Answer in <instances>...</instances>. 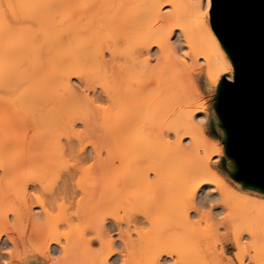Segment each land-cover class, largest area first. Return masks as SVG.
<instances>
[{
    "label": "bare ground",
    "instance_id": "6f19581e",
    "mask_svg": "<svg viewBox=\"0 0 264 264\" xmlns=\"http://www.w3.org/2000/svg\"><path fill=\"white\" fill-rule=\"evenodd\" d=\"M19 1L21 0H18L17 4H22V1L21 3ZM31 1L32 0H23V5L26 6L22 7L23 5H20V7H22L24 10L25 8H27V12L26 10L24 12L20 7H18V10H21L20 12L17 10L18 14H16V16H22V18L23 16L25 17V15L28 13V6H31L33 4V2ZM39 1H41L38 3L39 7H41V10L44 8L45 10L49 9V7L56 2L55 0ZM89 1L86 0V24L83 25L77 24L76 22L73 23L65 19L58 20L59 18L57 16V20L51 19V16H53V14L49 10H47L46 12H44L45 10L42 11V13L44 12V15H47L44 16L45 19L39 21L37 20V18H35L36 15L35 13H33V10L31 12L32 15L28 13L26 17H30L31 15V19L29 18L30 20H35V23L39 22L38 24H36V27L38 29L30 31V29L32 28L31 26L30 29L28 27V30L27 27H25V29L22 28L23 32H25L24 30L28 32L23 33L18 42L12 41L11 43H7L5 41L8 33L15 30L14 25H8L4 29L0 30V60L4 59L6 61H11L12 59L14 60L15 58H20L19 64H22V62H24L27 57H31V59H33L31 63L34 64V67H30L32 68L30 70H26L25 66L23 65L22 66L24 68L21 65H18V67L12 65L6 67L0 66V240H2V236L5 235L8 242L12 244V247L14 246L11 255H7L10 256V258H7L11 260L14 256L20 255L21 252L18 247L20 238L22 241L35 244L40 249H46L48 253H52V251L56 250L57 245L59 246L60 251L65 254V256L73 252L75 253L76 250L81 253V251L85 249L86 251L83 250L84 253L80 256L82 257V255L85 256L86 254L83 259H86V261L87 259H90L89 264H116V262L119 261L121 258H123L122 264H157L160 259L163 260L164 264H200V262L201 264H204L205 262H208L209 264H220L222 260L227 261L225 260V258H222L223 256H218L217 253H219L220 251L217 252L218 248L216 246V252H214V254L212 252V254L208 257L209 261H206L208 253L206 254V252H204V249H202L199 244L201 243L200 241L205 240L204 243L206 244L204 246L207 245L208 248L212 244L213 246L214 244L217 245V243L211 242L209 243L210 245L207 243L209 239H211L209 237L211 233L205 232L207 228H204L205 225L202 226L203 223L202 225L200 224L201 228H204L203 230H201V228L198 226L195 227H198L197 229L203 232H200L201 234H197L196 232L194 234L192 233L193 235L191 236V239L195 235L199 236H195V240H197L198 238L202 239L203 236H205V239H202L200 241L198 240L199 243L198 241H195L196 243H198V245L196 243L194 245V242L192 241L193 245H191L196 247H190L191 249H193L191 255V250L189 249V247V252H187L186 250L184 251L182 249L181 252L184 251L187 253L183 254V252V255H181V249H179V247L181 246L178 245H182L183 243L180 242L175 245L176 240L175 242H173V245L170 244L172 242H168V245L166 243L163 244L162 241L164 239L162 241L160 239H155L156 242H153L154 239H151L152 241H148L149 239L146 238V234H143V228L141 230L139 227L138 230L137 227L143 222H146L143 221L144 218H146L147 220L151 219L150 221H152L153 217L151 216L154 215L153 212L155 211V209L154 211H152V213L149 212L151 215L148 214L149 216L147 215V217H144L142 215L144 217L143 219L141 215H139L140 217L135 216L138 215L136 214L137 212H139L140 214V211H135L137 208H135L134 203L136 202V200L139 201V199H135L134 201L132 197L134 196L135 198H137L136 196L139 191L136 189V187L139 186L140 183H145V185L148 183L147 186H150V184L153 183L152 185L155 184V187H151L153 189H156L154 190V192L156 193H154L153 196H155V194H157V196L156 199L154 197L152 204H156V207L157 205H159L157 209L164 210L162 211L163 213L167 211L166 213H168V216H170V225L167 220V222L165 221V224H168L164 227L168 228H163V230H165L167 234L170 233V236L171 234L173 236V234L183 231V229H185L184 233L187 234V238H190V236L188 235L196 230H191L193 228V225L195 224L193 218L195 214H198L200 216V219L202 216H205L204 219L202 218L203 220H205V218L207 217L210 219L214 216L213 215L211 217V215L216 211V209L213 210L214 212H211L209 211V208L213 209L215 207L217 208V213H222V211L218 210V208L219 206H223V210L224 208L226 210H229L228 212L226 210L223 211V213L227 212V214L224 215H228L231 210L232 213L230 212L231 214L229 215L232 218H230V216L228 215V217L230 218L228 219V221L227 217L223 216V222L221 220H219L221 222L216 220L215 224H217L218 221L219 225L223 223L222 225L225 227L226 224H229V222H231L233 219L235 221V218H237L238 216V218L236 219L237 222L238 220L239 222H243V224L245 225V229L249 228L253 231V235L251 237L254 239V254H248L250 255L247 256L249 262L248 264H262V261H264V253H262L261 251V243L262 241H264V198H252L249 194H244L238 191L236 188L232 187V185H230L227 181L223 182L219 181L218 179L217 183H215L216 187H213L218 189V191H211V189H213L212 187H204L202 185L201 187L204 190L203 192H199L198 190V194L194 201V207L189 208L185 203L183 191L186 179L189 177L187 175L191 174L193 164L195 162L202 161L204 164L210 167L211 172L207 179L213 180L217 176V171L214 168V164H212L211 162L212 154H215V156H217V154H220L216 151H209L208 155L205 154L203 157H198L196 161L191 162L190 164L187 163L185 166H182V163H178V166L177 164L159 163L150 166L147 169L140 170L137 169L134 164L128 163L124 160V151H118L119 149L116 151L105 149V153L107 155L103 157L102 154L104 152V149L95 148L93 150V153L96 160V167H93L97 171H95L97 173L95 174L96 178L94 176L93 179H89L86 185H84L85 182H83L84 184H81V179L79 183H77L79 179L75 180V175L77 176V171L82 170L81 168L83 167V162L86 160V148L84 146H74V143L70 141L71 138L68 137L69 135L67 133L64 135L68 139L67 141L64 140L62 137L54 138L60 128L62 130L63 128H71L73 126V120L76 112L75 108H79L80 102L77 104L78 106H76L77 100L79 101V99H77L79 95L75 92V89L72 85V78L74 76L81 78L84 73L83 70H85L86 85L92 86L91 89L96 98L100 97L96 90V84L98 82L102 85V91L105 96L110 100H117L118 105H125L126 102L132 98L133 106L138 112H140V114L149 113L150 111L152 112V110L159 111L161 107H163L161 105H165L166 107L164 111V116L160 119L158 125L162 122L165 123L166 120L169 121L167 125L168 132H173L176 137L175 140L177 143V148L180 150H185L182 144V137L184 132H189L191 134L189 138L192 139V141L190 140L191 143H189L190 147L193 142L194 147L191 149H195L197 146V151L199 146L198 143H196L197 126L195 118L197 113L206 112V107L203 104H197L196 100L187 103H184V101H178L175 98V90L171 88L170 85L167 84L162 78L159 77L162 70L149 68V61L154 53L162 54L161 62L163 63H166L169 59L172 58V55L170 54L171 49L178 50L179 47L175 42L172 41V36H174L178 31V35L182 36L183 40L187 38L189 42L193 43V47L191 49H189L188 44L185 43V46H187V51H189L190 53L204 51L205 54V59L203 60L199 59L195 55H190V57L188 58L189 66L186 67L187 70H189V68H193L194 66L192 72L204 68L203 70L207 74L211 72L214 75L218 71L215 51L212 49L211 46L205 48H201L198 46V44L196 43L198 39L197 21L195 20V22H191V20H189V18L194 17V15V18H196V8L198 7L200 0H184L186 1V3L183 0H149L148 5L145 10H143V12L138 11L131 13L128 11V9L124 8L121 23H123L122 25H124L125 23L124 26H127V29H120V31H123L122 36L123 38H126V46L124 48H118V46L116 45L112 48L108 47L107 52L104 51L102 46V38L104 32H111L112 35L109 34L111 35L109 36V38H113V41L119 36V33L116 32V30L114 29V24L110 23L112 21L108 20L107 17H105L101 13L105 9L107 1ZM90 4L92 6H89ZM108 4L111 5V0ZM3 6L5 9V5ZM6 6L9 9L8 12H12V10H10L11 6ZM42 6H44V8H42ZM46 6H48V8H46ZM167 6H170L171 8L167 9V12H165L166 10L163 11V9ZM91 7L94 10H92ZM96 7L100 11L97 10ZM4 9L2 10V13H4V11L6 10ZM95 9L97 12L95 11ZM93 11H95L96 13ZM20 13L26 14L21 15ZM7 14L9 13H6L5 11V14H3L5 16L2 17L3 15H1L0 17L1 20L2 18H5ZM145 16L152 18L153 20L164 19L167 24L164 26L156 27H154L150 23L143 24L140 22V18ZM10 17L12 16L10 15ZM18 17L17 19H20ZM20 20L22 21V19ZM78 25H80L81 28L78 27ZM133 27L140 29L138 34L133 37L127 36V30L132 29ZM78 28L83 29V31H78ZM38 35H42L41 39L38 38ZM41 49L44 50L46 56L44 60L39 61L40 57L38 54ZM36 59L39 62H37ZM152 79H156V81H158L159 87L164 93V98L159 100L156 97V93H152L149 89V82ZM114 82L120 83L119 89L115 86H112L114 85ZM131 82L135 84V87L131 89H123L124 84H129ZM212 85L217 86L215 82H213ZM123 91L124 93L122 94ZM193 103H195L194 108H187V106H190V104ZM10 105L16 109H26L28 112H30L31 115L27 118L22 115H10V113L7 112ZM198 108L200 109V112H196V109ZM128 110H130V107L128 108ZM131 110L132 115L134 116V108L131 107ZM121 119L123 122L122 117ZM78 120H82L83 122V119ZM134 122L135 117H132V119H130L127 123L134 125ZM83 123H86V121ZM28 125H31V127L36 130L34 131V135L31 137H26V130L28 129V133V127H30ZM150 126H152V124ZM118 127L120 130L126 129V125H124V122L122 123L121 127ZM45 138H50L51 140L45 141ZM72 155L77 159V164H74L72 161H69L70 163L67 162L69 158H66V156L72 157ZM151 175L153 178L151 177ZM214 175L215 177L212 178ZM78 177L80 176H77V178ZM54 178L55 180L57 178L58 181L56 180V182ZM59 179L61 180L60 182ZM209 185L212 184L210 183ZM139 187L138 189L141 190V187ZM77 190L82 193L80 194L82 195L80 196L81 198L79 200L78 198L76 199L78 200V204H81L83 208L76 207L77 210L79 209L80 212L77 211L78 213L74 214L79 215L80 213L81 215L82 213L86 212L85 209H87V211L91 213L90 215L92 217L90 219V221H92V225H90V228L92 229L93 227V229L95 230V235L93 237H99V239H92L90 237L86 238L85 234L82 235L81 233H79V227H81L80 230L83 231V224L82 226H79V224H81L79 222H81V218H84V216L86 217L87 214H82L81 216L79 215V224L77 226V223H72L73 225L75 224L72 227L75 228L72 230H69L67 228L64 229L63 227L62 230L59 226L60 223L58 224L55 222V220L53 221V219L56 218V215L54 217L53 211L61 207L59 203L63 202V205H65V202L72 203L71 201L75 199V194L77 193ZM34 192L41 196V200L43 201L42 204L35 202L34 197L32 196V193ZM140 192V194L144 193L142 192V190ZM214 193H217V195ZM147 196L145 195V197ZM77 197H79V195ZM76 199L75 201H77ZM130 199L134 201H131L134 204L130 205H133L135 210H132L131 208L129 209H131V211H134L135 214L134 216L133 214L125 215L131 216L126 221V229L124 228V226H122V221L124 222V219L126 217H122V215H120V219L117 218L118 216H115L113 218V213H110L109 215L112 216L111 219V217H108V214V216H105V214L101 212L103 211V209L111 207V205L125 204V202L130 201ZM58 200H61L62 202L58 203ZM140 200L142 199L140 198ZM217 200H221L223 202L219 203L218 206H214L212 201H215L214 203H216ZM147 202L148 201H145L144 203ZM129 203H127L126 207L125 205L123 206L125 208H127L128 206L130 207V205H128ZM206 203L208 204V206H205ZM164 205H166L167 208H165L166 206ZM86 206L89 207V209L86 208ZM33 207H39L40 211H33ZM119 207L121 208V205ZM150 207H152L151 204ZM63 208L64 206L60 208V214L62 213ZM113 208H117L118 210L117 206H114ZM65 209L66 207L64 208V210ZM205 209L206 211L208 210V212H206ZM232 209L241 210V213L240 211L236 212V210V214H234L235 212H233ZM122 210L124 211L123 207ZM127 210L125 209V212ZM159 210L158 212H160ZM250 210H252V212L255 211V214H253L255 216L249 217L250 223L248 224L246 222L247 220H244L243 218H245L244 214H246L247 211ZM68 211L70 212V210ZM145 211L146 209H144V211L142 212L146 213ZM66 212L65 216L69 214L68 212L66 214ZM94 212L96 214L92 216V213L94 214ZM100 213L104 214V216ZM127 213L131 212L128 211ZM146 214L144 215L146 216ZM196 215L195 219L197 220ZM241 215L244 217L240 218ZM88 217L89 216H87V218ZM218 217L219 218L217 219H222L220 215ZM65 218L64 220H67ZM68 218L70 220V215L68 216ZM108 218H110L111 220H109ZM121 218L124 219L121 220ZM71 220L73 222L74 218ZM164 220H166V216ZM252 220L254 224H252ZM27 222L28 224L29 222L32 224H30L31 226L28 225L29 232H27L26 229L24 230L23 228H20L19 226L22 223L27 224ZM57 222L60 221L57 220ZM87 222H89V218L87 219ZM151 223L153 224V221ZM206 223L207 222H205V224ZM25 224L24 227H27V225ZM155 225L157 227L158 224L156 223ZM189 227L191 228L188 229ZM14 228L19 230L23 229L20 234V237H17L16 234L14 235L11 233V231L15 232ZM123 228L126 231H124ZM154 228H151V230H154ZM186 229L188 231H191L187 233ZM219 229L215 230L216 233L212 232V235L215 238H217L218 236L217 232ZM19 230L17 231L20 233ZM116 230L118 231V235L117 237L112 238L111 234ZM138 231H140L141 234H138ZM234 231H238L237 233L239 234L242 233L239 228H236V230ZM132 232H135V235H138H136L139 238L138 241L137 239H133L132 236L134 235H132ZM151 233H149V235H151ZM153 233L155 235V231ZM162 233L164 232L162 231ZM162 233L161 236H158L165 237L166 233H164L163 235ZM237 233L232 234V238H227V243H231L238 249L236 250L235 255L236 257L238 256L239 260L243 261L245 264L246 260L244 259L245 256L243 255L244 252H242V249L247 250V248H242V244L245 245V241L241 244L240 240L242 236L245 239V235L243 234L241 236ZM207 235H209L208 241L206 239ZM225 235L224 237H226ZM182 237H179V239ZM173 238H175V236ZM189 238L187 240H189ZM237 238L238 246L236 242ZM159 240L162 243H160ZM181 240H178L177 242ZM183 241L185 240L183 239ZM218 241L220 243V239ZM94 243L98 244L97 249L93 247ZM174 246H176V248ZM183 247L184 246H182L181 248ZM162 248L169 249V254L164 256L165 258L160 257V250ZM208 248L206 247L207 250ZM2 249L0 250L2 251V253L0 252V259L2 257L3 252H5ZM123 251L127 255L124 254ZM62 252L60 253L61 258L64 256ZM176 252L180 253V256H177L176 254V257L178 259H176L174 255ZM222 252L223 251H221V253ZM136 253L139 254L136 255ZM192 253L194 255H192ZM224 253L225 251L223 252V254ZM123 254L128 258L123 257ZM186 255H188L189 257ZM81 257L78 258L82 260ZM0 261V263L3 262L2 260ZM79 262L76 264H79ZM72 263H74V260L72 261Z\"/></svg>",
    "mask_w": 264,
    "mask_h": 264
},
{
    "label": "rangeland",
    "instance_id": "374dc122",
    "mask_svg": "<svg viewBox=\"0 0 264 264\" xmlns=\"http://www.w3.org/2000/svg\"><path fill=\"white\" fill-rule=\"evenodd\" d=\"M21 1H22V4H20V5H23L24 2H23V0H21ZM21 1H19V2L21 3ZM55 1L56 2L53 5L50 6L51 9H50V7H49V9H47V10L51 11V13L53 14V16L50 15L51 19L57 20V17H58L59 18L58 20L65 19V20L71 21L73 23L76 22L77 24H80V25L86 24V0H55ZM106 1H107V4L105 6V9L101 13H102V15L107 17L108 20L112 21L110 23L114 24V26H115L114 29L116 30V32L119 33V36L113 41V38H109V36L112 35L111 32H108V31L104 32L103 38H102V46H103L104 51L107 52L108 47L112 48V47H114L116 45V46H118V48H124L126 46V43H127L126 42V38H123V36H122V33H123L122 30L123 29H127V26H124L125 23H124V25H122L123 23H121V19L123 18V9L126 8L131 13L138 12V11L143 12V10H145V8L147 7L149 0H111V5L108 4L110 0H106ZM183 1H182V4H183ZM31 2H33V4L31 6H28V13L32 15L31 12L34 10L33 13H35V15H36L35 18H37V20L41 21V20L45 19L44 16H46L47 14L44 15L43 13L46 12L47 10H45L44 6H42V8H44L42 10H41V7H39L38 3L41 2V1L32 0ZM184 2L186 3V1H184ZM17 3H18V0L17 1L16 0H14V1L13 0H8V1L7 0H0V17H1V15L5 14V11H6V13H9V14L6 15V17H5L6 19L2 18V20H1V18H0V20H1L0 21V30L4 29L8 25H11V26L14 25V28H15L14 31L8 33V35L6 36L5 41L7 43H11L12 41L18 42L19 39L21 38L22 34L26 32V30H24L25 32H23V29H25V27H27V30H28V27L30 29V26H31L32 28L30 29V31H32L34 29H38L36 27V24H38L39 22L35 23L34 22L35 20L34 21L30 20L31 19V15H30V17H26L28 13L27 14L24 13V14H26L25 17L27 19L24 16H23L24 19L22 18V16L21 17H18V15L16 16V14H18L17 12L18 11L20 12L21 9L24 12L27 9V8H25V10H24L22 8V7L26 6V5H23L22 7H20V5L17 4ZM3 5H5V7H6L5 9L6 10L4 9ZM6 5H8V7L11 6L12 9L10 8V10H12L13 15H12L11 11L8 12L9 9L7 8ZM17 5H19V6H17ZM40 5H42V4H40ZM89 6H92V5L90 4ZM18 7H20L21 9L18 10L19 9ZM46 8H48V6H46ZM170 8H171L170 6H167V7H165L163 9V11L166 10L165 12H167L168 11L167 9H170ZM3 9L5 10L4 13H2ZM91 9H92V7H91ZM92 10H94V9H92ZM97 10H99V9L97 8ZM42 11H44V12L42 13ZM95 11H96V9H95ZM95 11H93V12H95ZM26 12H27V10H26ZM93 12H92V14H93ZM20 14L24 15L23 13H20ZM20 14H19V16H20ZM10 15L12 17H10ZM35 15H33V16H35ZM4 16L5 15H3L2 17H4ZM190 16H192V15H190ZM17 17L22 19V21L20 19H17ZM194 17H195V15H194ZM194 17H190L189 20H191V22L192 21L195 22L196 18H194ZM46 19H48V18H46ZM140 22L143 23V24L144 23H146V24L150 23L154 27H156V26H164V25L167 24L164 19L163 20H159V19L153 20L152 18H149L147 16L140 18ZM80 25H78V27H80ZM129 28H131V27H129ZM120 29H122V30L120 31ZM80 30L83 31V29H79L78 31H80ZM139 30L140 29H138L136 27H133L132 29L127 30V32H126L127 34L126 35L127 36H131V37L136 36V34H138ZM37 32H39V31H37ZM31 33H33V32H31ZM109 34H111V35H109ZM41 36L38 35V38L41 39ZM182 40H183V37L178 35V31H177V33L174 36H172V41L175 42L179 47H178V50L171 49L170 54L172 55V58L169 59L166 63H163V62H161V55L162 54L161 53H154L152 55V57L150 58L149 68L162 70V72L160 73L159 77L162 78L165 82H166V80L164 78V74H165V72L167 70L170 69V70H173V71L174 70L181 71L182 74L180 76H178L177 78L180 77L179 80H181L183 83H182L181 87L178 88V91L181 90L179 92L182 93V94L184 93L188 97V99L185 100L184 103L192 102V101L196 100L197 104H203L206 107L205 108L206 112L197 113L196 114V118H195V121H202L203 122L202 124L196 123V126H197L196 127V129H197V142L196 143H198V146H199L197 151H196L197 146H196L195 149H191V148L194 147V145H193V142H192L191 147H190L189 143H191L190 140L192 141V139H190L189 137L186 138V139H183V142H182L183 147L185 148V150H180V149L177 148L175 135L173 134V132H170V131L168 132V126H167L168 122H169L168 120H166L165 123L162 122V123H160L158 125V122H160V119L164 116V111H165V107H166L165 105H161L163 107H161V109L159 111L158 110H156V111L152 110V112L150 111L149 113L140 114V112H138L135 109V107L133 106V101H132L133 99L132 98L129 99L126 102L125 105H118L117 100H110V99H108L105 96V94L102 91V85L100 83H98V82L96 84V90H97V93L99 94L100 97L96 98V96L92 92V89H91L92 86L91 85H86V71L85 70H83L84 73L81 76V78L77 77V76H74L72 78V85H73V87L75 89V92L80 97V98L79 97L77 98V99H79V101L76 99L77 100L76 106H78L77 104L80 102V104H79V108L80 109L78 107L75 108L76 112H75V116H74V120L73 121L74 122L76 121V122L75 123L73 122V126L71 128H63L62 130L60 128V130L57 132V134H56V136L54 138L62 137L64 140L67 141L68 139L64 136L67 133L69 135L68 137L71 138L70 141H72L74 143V146L75 145H76V147L77 146H84L86 148V160L83 162V165L81 164L82 166H84V164H86V163H93V162L96 161L95 157H94V153H93V150L95 148L104 149V152L102 154L103 157L105 155H107L105 153V149H110L112 151H116V150L119 149L118 151H124V155H123L124 160L126 162H128V163L134 164L135 167L137 169H140V170L147 169L148 167L156 165V164H159V163L177 164V166L179 165L178 163H182V166H185L187 163L190 164L191 162L196 161L198 157H203L205 154L208 155L209 151L210 152L215 151V149L217 147L223 146L225 144V141H226V132H225V128L222 126L221 119H220V117L218 115V112L216 110V102H215V87L216 86L212 85L211 87H209V85H208L209 76L204 70L201 71V69H198L197 71L191 72V74H189V70H187L186 66L181 65L180 62L176 59L177 55H182L183 52L186 51V49H187V46H185V43L181 42ZM38 55L40 57L39 61L45 59L46 54L44 53L43 49L40 50ZM107 57H108V55H107ZM19 59L18 58L17 59L15 58L14 60L12 59L11 60L12 62L11 61H6L4 59H1L0 60V66L6 67V66H9V65H12V66H17L18 67V65H21V66L23 65V66H25L26 70L27 69L30 70V69H32L34 67V64L31 63V61L33 60V59H31V57H27L24 60L25 63L22 62V64H19V61H20ZM36 61L39 62L37 59H36ZM26 67H28V68H26ZM30 67H32V68H30ZM202 69H204V68H202ZM34 80H30V81H34ZM149 85H150L149 89L151 90L152 93H156V97L159 100L164 98V93L160 89L159 83H158V81H156V79H152L149 82ZM112 86L113 87L115 86L116 88L119 89L120 88V83L114 82V85H112ZM133 87H135V84H133L132 82L129 83V84H124L123 85V89L124 88H130L131 89ZM123 93H124V91L122 92V94ZM83 96L86 99H84ZM100 104L107 105V109H102V108L97 107V105H100ZM194 106H195V103L190 104V106H187V108H194ZM127 107L128 108L130 107V110H128ZM131 107H133L134 110H135V115L134 116L132 115ZM7 112L10 113V115H15V114L17 116L18 115H22V116H25L26 118L31 115L30 112H28L26 109H23V108L16 109V108L12 107L11 105L9 106ZM121 117L123 118L124 125H126V129H122V130H120L119 127H118V126L121 127L122 123H123ZM132 117H135L134 125L127 123V122H129L130 119H132ZM136 117H137V119H136ZM78 119H83V122L86 121V123H83L82 120H78ZM117 119H118V124H117ZM125 123H127V124H125ZM151 124H152V126H150ZM116 125H117V128L119 130L116 128ZM28 126H30V127H28L29 128L28 133H27L28 129L26 130V137H28V136L31 137V136L34 135V131H36V130H34L31 127V125H28ZM220 133H225V136L220 135ZM48 140H51V139L50 138H45V141H48ZM63 142H65V141H63ZM225 146H226V144H225ZM205 151H206V153H205ZM66 158H69L67 160V162L72 161L74 164L78 163V161L76 162L77 159L73 155H72V157L71 156H69V157L66 156ZM211 162H212V164H214V168L217 171V174H216L217 176L215 177V175H214L212 177V178L215 177L213 180L218 181V179H219V181H223V182L227 181L230 185H232V187L236 188L238 191H240V192H242L244 194H249L252 198H256V199H258V198L263 199L264 198V190L248 186V185H246V184H244L242 182L237 181L234 178V173H235V170H236V163H235L234 159L228 155L227 151H223V154H217V156H215V154H212L211 155ZM95 165H96V163L93 164L94 167H96ZM94 167H92V169L87 171V172H83L82 170H78L77 171V176H80V177L77 178V176L75 175V177H76L75 180L79 179V182H80V179H81L82 180L81 184H84L83 182H85L84 185H86L89 179L90 180L93 179L94 176L96 178L95 174H97L96 173L97 171L94 169ZM31 170H29V171H31ZM187 176H190V175H187ZM151 177H152V175H151ZM54 180H55V178H54ZM56 180L58 181L57 178H56ZM60 181L61 180L59 179V182ZM56 182H54V183H56ZM92 182H93V180H92ZM147 184L146 185H145V183H142V184L140 183L139 184V186L141 185L140 187H141L142 192H144L142 194H140L141 190L138 189L139 186L136 187V189L139 192L137 193V196H136L137 198H135L133 196L132 199L134 201H135V199H139V201L136 200V202H134V201H132V199H130V201L125 202V204L111 205V207H107V208L103 209V211H101V212L104 213L105 216L107 214L109 215L110 213L111 214L113 213V218L115 216L116 217L118 216L117 218H119V217H121L120 215H122V217H126L125 219L123 218L124 222L122 221V226H124V228H125L127 226V223H126L127 219L129 217H131L129 215L128 216H125V215H127V214L132 215L133 214V216H134V214H135V212L131 211V209L135 210V208H137L135 211L136 212L140 211V214H139V212L136 213V214H138V215H135L137 217L139 215H141V216L143 215L144 217H147V215L148 214L151 215L150 213H152V211H154V209H155V211H154L155 213L153 212L154 215L151 216V217H153L152 218L153 219L152 220L153 224L151 223L152 221H150L151 219L147 220L146 218H144L142 216V219L144 218L143 221H146V222H143L144 224L142 223L139 226L137 225L138 226L137 227L138 230H139V227H140L141 230L143 228V230H144L143 234H146V238L149 239L148 241H152L154 239L153 242H156L155 239H160L161 241L163 239L164 240L166 239L165 241L164 240L162 241L163 244H165V243L167 244L168 242L169 243L172 242L170 244L173 245V242H175V240H176L175 245L177 243H180V242L183 243L182 245L181 244L178 245V246H181V247L184 246L183 248L179 247V249H181L180 250L181 255L189 252L188 251L189 249L191 250L190 251V255H191V252L193 250L191 248H195L196 247V246L194 247L192 245L193 244L195 245V243L198 240L200 241L202 239H205V236H203L204 237L203 238L202 235H201L202 239L201 238L199 239L198 235H195V236H198L197 240H195L196 239V238H194L195 236L193 237L194 239L193 238L191 239V236L195 232L197 234L200 233V232L201 233L203 232V231H199V229H197L198 227L201 228L200 224L202 225V223H203L202 226L205 225L204 228L205 229L207 228V230L205 232L211 233L210 236L209 235L206 236L207 241H208L209 237L211 238V239H209V241L207 243L208 244L211 243V242L212 243H217V245L214 244V246H213V244L212 245L209 244L210 245L209 248L211 249L210 250L207 245L204 246L206 244V243H204L205 240H202L203 242L200 241L201 243H199V241H198V243L200 244L202 249H204V252H206V254L208 253L207 254L208 256L206 257L207 259L205 258L206 261H209L208 257L212 254V252L214 254V252H216V249L218 248L217 252L220 251L219 253H217L218 256H220V257L223 256L222 258H225V260H227L229 263H231V259L233 257H236L235 253H236V250H238V249L234 245H232L231 243H227V238H232L233 237L232 234H236L238 232V231H234V230H236V228H239L241 231H242V229H245V225L243 224V222H239V220L237 222L236 219L238 218V216H237V218H235V221L233 219L232 220L233 222L231 221V222H229V224H226L225 227H227V225H228V227L225 228L222 225L223 223H221L220 224L221 226H220L218 221L219 220H221V221L224 220L222 218L223 216L227 217V220L232 218L229 215V214L232 213V211L230 210L231 213L230 212L228 213V215L230 216V218H229L228 215H224V214H227V212L229 210L228 209L226 210L225 208L223 210L222 209L223 206H219V208L221 207L220 209L218 208V210L222 211V213L221 212L217 213L218 211H217V208H215V207L213 209L209 208V211H211V212H214L213 210L216 209L217 212L215 211L214 213L217 216L213 213L211 215V217L214 215L212 218L209 219L207 217V218H205V220H203L205 216H202L201 219H200L199 218L200 216L198 214H197L198 216L195 214L197 220L195 219V215H194L193 218H194L195 224L193 225V228L191 230L192 231H193V229L194 230L196 229V230L194 232H191L188 235V236H190V238L188 237L189 240H187L188 239L187 238V234L184 233L185 229H183V231H180L178 233L173 234V236L171 234V236H170V233L167 234L166 231L163 230V228L164 229L168 228V227H164V226H167V224H168V223L165 224V221L167 222V220H168L169 225H170V219H169L170 216H168V213H166L167 211L163 213L162 211H164V210L157 209V207L159 205H157V207H156V204H154V205L152 204L154 197L156 199V196H157V194H155V196H153L154 193H156V192H154V190H156V189H153L155 187L154 186L155 184L152 185L153 183H151L150 186L149 185L147 186ZM214 185L212 184V185H208V186L212 187V188L216 187V185L215 186ZM151 186H153V188ZM208 193H209V188H208ZM80 194H82V193L79 190H77V193L75 194V199L78 198V200H79L81 198L80 196H82ZM214 194L217 195V193H214ZM78 195H79V197H77ZM140 195H141V197H140ZM143 195H144V197H143ZM145 195L146 196L148 195L147 197H149V198L145 197ZM140 198L142 200H140ZM75 199L74 200L72 199L73 200V201H71L72 203H70V202H65L64 203L65 205H70V206H65V205L62 204L63 202L61 200H58V203L62 202V203H59L61 205L60 208H62L64 206V208L66 207V209L67 208L68 209L64 210V208H63L61 214H60L61 211H59L60 208L59 209H55L56 211L58 210L59 212L58 211L56 212L55 210L53 211L54 212L53 213L54 217L56 215V218H54L53 221L55 220L56 223H58V224L60 223L59 226L61 228L60 227L59 228L62 229V230H63V228L64 229L67 228L69 230H72V229L75 228V227L72 228L75 225V224L73 225L72 223H77V226H78L79 223H81V224H79V226H82V224H83V226H82L83 227V231L80 230L81 227H79V233H81L82 235L85 234L86 238H88V237L92 238L95 235V232H94L95 230L93 229L92 226H91L92 229L90 228V225H92V223H91L92 221H90V219L92 218L91 215H90L91 213L88 212L87 209H85L86 212H84V213L81 212L82 214H87V215H86V217L84 216V218L82 217L81 218V222L78 223V221L80 220L79 217L82 214L80 215V213H79V215H80L79 216V215L74 214V213H78L77 211H79V209L77 210V208H79V207L83 208V207H82L81 204H78V200L76 199L77 201H75ZM131 201L135 203V208L133 207V205H130V204H134ZM145 201H148V202L144 203ZM214 202L215 201H212L214 206L215 205L218 206V204L214 203ZM66 203H68V204H66ZM127 203H129L128 205H130V207L128 206L127 208H125L127 206ZM149 203L152 205V207H150ZM139 204H142L144 207L142 205H139ZM163 204H165V203H163ZM76 205H78V206H76ZM120 205H121V208L119 207ZM123 205H125V207ZM112 206L113 207L117 206L118 210H117V208L115 209ZM164 206H166V205H164ZM205 206H208V204L206 203ZM122 207L124 208V211L122 210ZM86 208L89 209V207H87V206H86ZM129 208H131V209H129ZM140 208H141V210H140ZM148 208H150V209H148ZM165 208H167V206ZM125 209L126 210L128 209V210L125 212ZM144 209H146V211H145L146 213L148 212L147 214L142 212V211H144ZM156 209H157V212H156ZM68 210H70L71 213ZM158 210L161 212V214H160V212H158ZM225 210L227 212L223 213V211H225ZM232 210H233V212H235L237 209L236 210L232 209ZM33 211H40V208L39 207H33ZM64 211L65 212L67 211L69 214H67V212H66L67 215L65 216V212ZM74 211H76V212H74ZM128 211H130L131 213H127ZM205 211H206V209H205ZM238 211H240V213H241V210H237L236 212H238ZM91 212H92V210H91ZM95 212H94V214L92 213V216L96 214ZM206 212H208V210ZM236 212L234 214H236ZM102 213H100V214H102ZM141 213H143V214H141ZM63 214H64V218L67 217V218H65L67 220H64ZM104 214H102V215L104 216ZM144 214H146V216ZM162 214L163 215L165 214L164 217H163ZM253 214H255V211L252 212V210H250V211H247L246 214H244L245 218H243L244 216H242V215H241L242 217L240 216V218H243L244 220H247L246 222L249 224L250 223L249 222V217L255 216ZM69 215H70V220L68 218ZM71 215H74V216H71ZM219 215H220V217L222 219H217V218H219L218 217ZM87 216H89L88 217L89 218V222H87V219H88ZM165 216H166V220H164ZM215 216H216V218H215ZM232 216H233V214H232ZM108 217H111V219H112L111 215H109ZM73 218H74V220L72 222L71 219H73ZM108 219L111 220L110 218H108ZM123 219L121 218V220H123ZM57 220L60 221V222H57ZM198 220H200V221H198ZM211 220H212V222H211ZM216 220H218L217 224H215ZM148 221H149V223H148ZM221 221H219V222H221ZM228 221H227V223H228ZM66 222H69V223H66ZM82 222H84V223H82ZM205 222H207V223L205 224ZM252 222H253V220H252ZM156 223L158 224L157 225L158 228L155 225ZM198 223H199V225H198ZM256 223H257V221H256ZM18 224H20V223H18ZM24 224L25 223H22L21 224L22 226L19 225L20 228H23L24 230L26 229V231L29 232L28 231L29 230V226H31L32 224L30 222L28 224V222H27V224H25V225H27V227L26 226L24 227ZM252 224H254V222ZM160 225L162 226V228H161ZM77 226H76V228H77ZM196 226H198V227L195 228ZM257 226H258V224H257ZM154 227L156 228L157 232H156ZM213 227H215V228H213ZM124 228H123V230H124ZM151 228L152 229L154 228V230H151ZM190 228L191 227H189L188 229H190ZM204 228H201V230H203ZM216 228L217 229L220 228L219 229L220 231L218 230V232H217L218 236L216 235L217 238H215L212 235V232L216 233V231H215V230H217ZM23 229L22 230L21 229L20 230L19 229H15L14 230L15 232L11 231V233L14 234V235L16 234L17 237H20V234L23 231ZM247 229H248V232H251V233L253 232L251 229H249V228H247ZM17 230H19L20 233ZM146 230H147V232H146ZM65 231H68V230H65ZM77 231H78V229H77ZM124 231H126V230H124ZM154 231H155V235L153 233ZM162 231L164 233H166L165 234L166 236L164 235L165 237H163V236L159 237L158 236V235L161 236ZM190 231H188L186 229L187 233L190 232ZM232 232H236V233H232ZM248 232L242 231V233H240V234L237 233V234H239L241 236L243 234L245 235V239L242 236L240 240H241V244H242V242L245 241L244 243H245L246 247L243 244H242L243 247L242 246L241 247L242 248H247V250L241 248L243 250L242 252L245 253L246 251H248L249 254H253L254 253V250H253L254 249L253 248L254 239L248 235ZM137 233L139 234L140 231H138ZM149 233H151V235H149ZM164 233H162V235ZM208 233H206V234H208ZM147 234H148L149 238L147 237ZM176 234H177L178 237L176 236ZM225 234H227V235H225ZM111 235H112V238L117 237L118 231L116 230V231L112 232ZM132 235H134V236H132L133 239L134 240L137 239V241H138V239H139L137 237L138 235L136 234L137 235L136 236L135 232H132ZM203 235H204V233H203ZM224 235L226 237H224ZM154 236H155V238H154ZM174 236H175V238H173ZM179 237H182V238L179 239ZM212 237H214L215 239L212 238ZM218 238L220 239L221 245H220V243L218 241L219 240ZM183 239L185 241H183ZM178 240H181V241L177 242ZM210 240H213V241H210ZM5 241H7V242H5ZM161 241H160V243H162ZM188 241H190L191 243L188 242ZM120 242H118V243H120ZM3 243L4 244L6 243V244L4 245ZM187 243H190V244H187ZM198 243H196V244L198 245ZM10 244L11 243H9L8 240L6 239V236L5 235L2 236V240H0V250L3 248L2 250L5 251L6 254H5V252H3L2 257H1L0 260H2V261L4 259L9 260L10 256H7V255H9V254H7V249H9V248H11L12 250L14 249V246L12 247V244L11 245ZM121 244H120V246H121ZM93 245L92 246L97 249L98 244L94 243ZM53 246H55V245H53ZM178 246H177V248H178ZM18 247H19V250L21 252L20 255L14 256L11 260H9V264H53V262H55V264H74V263L76 264L80 260V258H78V257H81L80 255L83 254L84 253L83 250H85V249H83L82 250L83 252L81 251V253L76 250L77 253L73 252V253H70V254L65 256V254L62 251H60L59 246L56 245L57 249L52 251V253L51 252L48 253L46 249H44V248L40 249L35 244L22 241L20 238H19V246ZM174 247L176 248V246H174ZM188 247H189V249H188ZM206 247L208 248L209 251L206 249ZM136 248H138V247H136ZM81 249H82V247H81ZM182 249L184 251L186 250L187 252H184V251H183L184 253L181 252ZM214 249H215V251H214ZM136 251H137V249H136ZM221 251H223V252L225 251V253L223 254V252L221 253ZM0 252L2 253V251H0ZM61 252L64 255L62 258L60 257V253ZM180 253L176 252L174 254L176 259H178L176 257V254L178 256ZM193 253H192V255H194ZM124 254H126V253L124 252ZM137 254H139V253H136V255ZM128 255H129V253H128ZM188 255H189V253H188ZM188 255H186V256H188ZM85 256H86V254H85ZM85 256L82 255V257H81L82 260H80V262H82V263L79 262V264H89L90 259H87V261H86V259H83ZM87 256H89V255H87ZM229 256H230V258H229ZM247 256H250V255H247ZM247 256L244 257V259L246 260L245 264L249 263ZM7 257H9V258H7ZM64 257H65V259H64ZM119 257H122V256H119ZM123 257H127V256L124 255ZM73 260H74V263H72ZM122 260H123V258H121L119 261L122 262ZM202 262H205V261H202ZM206 263L209 264L208 262H205L204 264H206ZM0 264H3V262L0 263ZM200 264H201V262H200Z\"/></svg>",
    "mask_w": 264,
    "mask_h": 264
},
{
    "label": "water",
    "instance_id": "95a60500",
    "mask_svg": "<svg viewBox=\"0 0 264 264\" xmlns=\"http://www.w3.org/2000/svg\"><path fill=\"white\" fill-rule=\"evenodd\" d=\"M223 46L243 79L239 93L223 88L216 110L226 132L234 178L264 190V0H220Z\"/></svg>",
    "mask_w": 264,
    "mask_h": 264
},
{
    "label": "snow or ice",
    "instance_id": "6c2138e0",
    "mask_svg": "<svg viewBox=\"0 0 264 264\" xmlns=\"http://www.w3.org/2000/svg\"><path fill=\"white\" fill-rule=\"evenodd\" d=\"M196 21L198 27V39L197 44L201 48H205L211 46L212 49L216 53V61L218 65V71L213 75L209 72V87L212 86L213 82L217 85L215 87V102L216 98L221 95V84L223 78V88L225 90H232L233 92L239 93L243 88V79L241 76H238L237 64L231 58L228 50L223 46V42L220 39L221 29L224 27V20L222 16V11L220 8V0H200L198 7L196 8ZM182 43H187L188 48L191 49L193 47V43L189 42L187 38L181 41ZM190 55H195L199 59H205L204 51H198L194 53H190L189 51H184L182 55H177L176 59L180 62L181 65L186 67L189 66L188 58ZM193 68H189V74L193 71ZM203 69H201L202 71ZM97 107L102 109H107V105L100 104ZM196 112H200V109H196ZM196 123L202 124V121H196ZM189 132H184L183 139L190 137ZM220 135L225 136V133H220ZM216 152L223 154V151L226 150L225 144L221 147H217L215 149ZM93 163L84 164L82 171L87 172L92 169ZM211 169L208 165L204 164L202 161H197L193 164V169L190 176L186 179L183 197L185 203L189 208L194 207V201L199 192H203L202 185L204 187H208V185L215 184L217 181L209 180L207 177L209 176ZM79 183V181H77ZM211 191H218V189H211ZM35 202L43 203L41 200V196L37 193H32ZM223 201L217 200L216 203H222ZM242 231L248 232V229H242ZM248 235L251 237L253 234L248 232ZM92 239H99V237H92ZM237 246H238V238H237ZM261 251L264 253V241L261 243ZM9 255L12 253V249H7ZM169 254V249L162 248L160 250V257H164ZM249 253L245 252L244 255L247 256ZM254 254V253H253ZM3 264H9V260L5 259ZM55 264V262H53ZM116 264H122L121 261H117ZM157 264H164L163 260L160 259ZM220 264H229L228 261H221ZM231 264H244L243 261L239 260V257H233L231 260ZM264 264V261H262Z\"/></svg>",
    "mask_w": 264,
    "mask_h": 264
},
{
    "label": "crops",
    "instance_id": "0c3cea01",
    "mask_svg": "<svg viewBox=\"0 0 264 264\" xmlns=\"http://www.w3.org/2000/svg\"><path fill=\"white\" fill-rule=\"evenodd\" d=\"M182 73L181 71H177V70H167L164 74V78L167 82V84L170 85L171 88H173L175 91H174V94H175V98L178 100V101H185L188 99V97L183 93H180L179 90L178 91V88L181 87L182 85V81L179 80V78H177L178 76H180Z\"/></svg>",
    "mask_w": 264,
    "mask_h": 264
}]
</instances>
